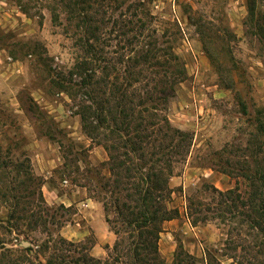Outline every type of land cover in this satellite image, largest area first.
Returning a JSON list of instances; mask_svg holds the SVG:
<instances>
[{
  "label": "rangeland",
  "instance_id": "rangeland-1",
  "mask_svg": "<svg viewBox=\"0 0 264 264\" xmlns=\"http://www.w3.org/2000/svg\"><path fill=\"white\" fill-rule=\"evenodd\" d=\"M153 173L139 259L264 264V0H0V264L134 261Z\"/></svg>",
  "mask_w": 264,
  "mask_h": 264
},
{
  "label": "trees",
  "instance_id": "trees-1",
  "mask_svg": "<svg viewBox=\"0 0 264 264\" xmlns=\"http://www.w3.org/2000/svg\"><path fill=\"white\" fill-rule=\"evenodd\" d=\"M20 164V163H19ZM156 178L154 182L152 181V177ZM143 179V184L140 183H132V191H127L124 193V196H120L119 189V181L118 179L112 180V184L105 182L103 187H108L111 185V189L109 190L110 195L112 196L108 203H111L114 207L115 212L121 218L122 227H127L131 232H136L137 243L134 246L136 249V253L132 255L134 261L127 259V252L122 253L117 258L123 259L124 264H136L137 262H141V264H149L147 259H139L138 253L139 250H142L144 253L155 252L154 246V235L159 231L158 224L159 222L170 218L172 215L170 211L162 208L160 204H158V196H156L157 190H162V179L159 175L156 174H146ZM157 181V182H156ZM264 186V176H260V184L258 185V194L264 193V191L260 190L259 187ZM124 189H127L124 187ZM238 200V198H237ZM245 205L246 203H241ZM106 205V203H105ZM107 208V205H106ZM259 212L257 216L260 217V220L264 221V198L262 199V203L259 205ZM14 213L9 215V220L6 222H11L14 218ZM18 217V216H16ZM259 219L256 220L255 223L259 224ZM110 221V220H108ZM114 226V231L118 234L119 229L116 225ZM132 234V233H131ZM154 258V257H151ZM150 261V260H149ZM52 261H48V264H51Z\"/></svg>",
  "mask_w": 264,
  "mask_h": 264
},
{
  "label": "crops",
  "instance_id": "crops-1",
  "mask_svg": "<svg viewBox=\"0 0 264 264\" xmlns=\"http://www.w3.org/2000/svg\"><path fill=\"white\" fill-rule=\"evenodd\" d=\"M90 202H91L90 199H85V200L81 201V204L84 205L85 207H87L88 205H90ZM86 209H88V208H86ZM80 210H82V209H80Z\"/></svg>",
  "mask_w": 264,
  "mask_h": 264
}]
</instances>
